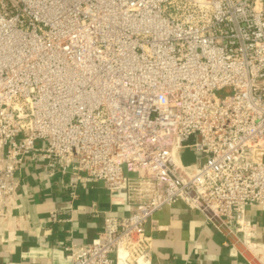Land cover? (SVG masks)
<instances>
[{"label": "built area", "instance_id": "obj_1", "mask_svg": "<svg viewBox=\"0 0 264 264\" xmlns=\"http://www.w3.org/2000/svg\"><path fill=\"white\" fill-rule=\"evenodd\" d=\"M23 161L64 176L71 198L89 180L123 194L126 213L93 211L97 241L64 245L69 264H150L145 223L177 200L249 236L245 208H264V0H0V215Z\"/></svg>", "mask_w": 264, "mask_h": 264}, {"label": "crops", "instance_id": "obj_2", "mask_svg": "<svg viewBox=\"0 0 264 264\" xmlns=\"http://www.w3.org/2000/svg\"><path fill=\"white\" fill-rule=\"evenodd\" d=\"M185 151L186 164L200 163L192 148ZM18 176L15 196L0 215V264H69L64 245L97 241L100 235L101 215L95 217L93 211H128L126 202H120L123 194L111 199L100 181L78 184L71 198L68 180L48 175L40 161H23ZM243 217L252 228L245 238L234 222L224 224L250 251L252 260L236 248L224 233L223 222L210 219L208 211L181 200L163 207L145 223L152 238L150 264H264V208L246 207Z\"/></svg>", "mask_w": 264, "mask_h": 264}, {"label": "water", "instance_id": "obj_3", "mask_svg": "<svg viewBox=\"0 0 264 264\" xmlns=\"http://www.w3.org/2000/svg\"><path fill=\"white\" fill-rule=\"evenodd\" d=\"M222 223V222H221ZM224 226V233L229 237V239L235 244L236 248L243 253V255L249 259L252 260L253 256L250 253V251L246 248V246L235 236L232 234V232L229 230V228L223 223Z\"/></svg>", "mask_w": 264, "mask_h": 264}, {"label": "rangeland", "instance_id": "obj_4", "mask_svg": "<svg viewBox=\"0 0 264 264\" xmlns=\"http://www.w3.org/2000/svg\"><path fill=\"white\" fill-rule=\"evenodd\" d=\"M183 152H186V151H182V153H183Z\"/></svg>", "mask_w": 264, "mask_h": 264}]
</instances>
